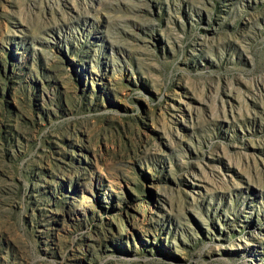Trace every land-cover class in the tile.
Masks as SVG:
<instances>
[{
    "label": "rangeland",
    "instance_id": "rangeland-1",
    "mask_svg": "<svg viewBox=\"0 0 264 264\" xmlns=\"http://www.w3.org/2000/svg\"><path fill=\"white\" fill-rule=\"evenodd\" d=\"M0 264H264V0H0Z\"/></svg>",
    "mask_w": 264,
    "mask_h": 264
}]
</instances>
